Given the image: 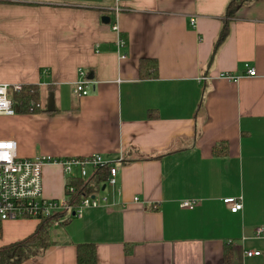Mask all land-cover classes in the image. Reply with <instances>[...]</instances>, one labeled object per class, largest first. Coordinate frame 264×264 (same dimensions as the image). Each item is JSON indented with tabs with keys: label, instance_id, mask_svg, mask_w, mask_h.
Segmentation results:
<instances>
[{
	"label": "crops",
	"instance_id": "crops-1",
	"mask_svg": "<svg viewBox=\"0 0 264 264\" xmlns=\"http://www.w3.org/2000/svg\"><path fill=\"white\" fill-rule=\"evenodd\" d=\"M229 1L126 0L117 33L101 22L114 0H0V83L38 85L55 111L0 116V139L19 156L98 154L116 168L114 193H98L108 202L53 227V244L21 264H76L83 242L97 264H264V0L240 7L215 48ZM141 59L154 76L140 78ZM42 181L45 197H63L60 165L45 164ZM38 224L3 222L0 248Z\"/></svg>",
	"mask_w": 264,
	"mask_h": 264
},
{
	"label": "built area",
	"instance_id": "built-area-1",
	"mask_svg": "<svg viewBox=\"0 0 264 264\" xmlns=\"http://www.w3.org/2000/svg\"><path fill=\"white\" fill-rule=\"evenodd\" d=\"M126 0H114L110 16V27L113 31L119 32L117 24L118 14L123 8ZM195 19H190V24L194 26ZM123 46V42L118 39V49ZM122 57H125L123 55ZM245 72L248 76H256V70L247 63L244 64ZM79 79L75 84L74 92L78 95H86L87 85L90 80L87 73L78 69ZM220 78L237 80L238 77L226 73H220ZM202 81L207 77H201ZM199 79V80H200ZM21 84L10 85L0 83V116H12L16 110L10 92L18 91ZM45 164L60 165L63 170L65 180L64 195L61 198H47L43 193L42 168ZM107 168L108 178L99 191L109 189L114 193L116 183V168L109 161H105L100 155L93 154L85 157H55L51 155H39L36 157L19 156L17 143L13 139H0V225L8 220L34 219L40 223L45 219L53 220V227L72 218H80L86 208H96L108 202V196H101L98 193H87L84 195L83 186L76 187L73 183L78 177L73 173L77 168L79 178L83 184L87 182L90 174L94 175L98 169ZM88 170L91 171L88 173ZM137 201V197L133 198ZM226 209L236 213L242 209L239 199H226L224 201ZM182 206L193 207L192 201H184ZM262 229H256L257 236ZM247 257L261 256L260 251L246 250Z\"/></svg>",
	"mask_w": 264,
	"mask_h": 264
},
{
	"label": "trees",
	"instance_id": "trees-1",
	"mask_svg": "<svg viewBox=\"0 0 264 264\" xmlns=\"http://www.w3.org/2000/svg\"><path fill=\"white\" fill-rule=\"evenodd\" d=\"M254 0H230L225 8V23L222 27L217 40L215 48L225 39L228 33V23L236 16L237 10ZM151 65V66H149ZM151 67V70H150ZM157 69L156 63L152 60L141 59L139 61V76L145 78L147 76H154ZM10 99L12 100L16 114L28 115L38 113L52 114L55 111L48 112L41 107L39 88L36 84H23L20 90L10 92ZM151 111L148 112L147 117H154ZM226 150V143L215 145L212 149L214 155H224ZM108 178L107 168L98 169L92 178L83 184V180H76L73 185L76 187L83 186L82 192L84 195L87 193H96L99 191ZM53 220L45 219L41 221L34 232L28 237L6 245L0 248V264H21L22 262L35 257L36 255L44 252L53 244ZM62 225V224H61ZM1 237V227H0ZM76 264H97L96 247L92 242H83L76 244ZM228 252L226 262H230V250Z\"/></svg>",
	"mask_w": 264,
	"mask_h": 264
},
{
	"label": "water",
	"instance_id": "water-1",
	"mask_svg": "<svg viewBox=\"0 0 264 264\" xmlns=\"http://www.w3.org/2000/svg\"><path fill=\"white\" fill-rule=\"evenodd\" d=\"M101 22L103 24H109L110 17L108 15L101 16ZM47 110L50 111V112L54 110V96H53V93L49 94ZM102 189H104V187H102Z\"/></svg>",
	"mask_w": 264,
	"mask_h": 264
},
{
	"label": "rangeland",
	"instance_id": "rangeland-1",
	"mask_svg": "<svg viewBox=\"0 0 264 264\" xmlns=\"http://www.w3.org/2000/svg\"><path fill=\"white\" fill-rule=\"evenodd\" d=\"M91 172V171H90ZM106 190H108V189H106ZM106 190H104V193L106 192ZM100 192H103V191H97L96 193H100ZM95 193V194H96ZM72 219H75V218H72ZM72 219H70V220H72ZM21 220H23V219H21ZM70 220H68V221H70ZM68 221H66L65 223H63L62 225H60L59 227H64V226H66V223L68 222ZM63 229V228H62Z\"/></svg>",
	"mask_w": 264,
	"mask_h": 264
}]
</instances>
